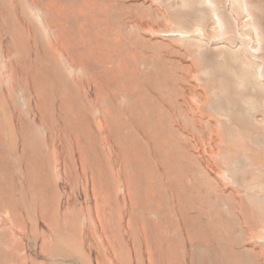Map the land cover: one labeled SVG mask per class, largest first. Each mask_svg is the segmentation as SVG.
<instances>
[{
  "label": "rangeland",
  "instance_id": "rangeland-1",
  "mask_svg": "<svg viewBox=\"0 0 264 264\" xmlns=\"http://www.w3.org/2000/svg\"><path fill=\"white\" fill-rule=\"evenodd\" d=\"M0 264H264V0H0Z\"/></svg>",
  "mask_w": 264,
  "mask_h": 264
}]
</instances>
